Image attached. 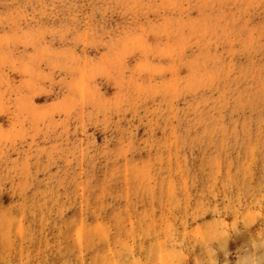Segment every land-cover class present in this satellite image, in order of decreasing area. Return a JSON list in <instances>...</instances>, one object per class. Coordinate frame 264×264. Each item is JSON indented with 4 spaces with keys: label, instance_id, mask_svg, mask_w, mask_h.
<instances>
[{
    "label": "rangeland",
    "instance_id": "1",
    "mask_svg": "<svg viewBox=\"0 0 264 264\" xmlns=\"http://www.w3.org/2000/svg\"><path fill=\"white\" fill-rule=\"evenodd\" d=\"M0 264H264V0H0Z\"/></svg>",
    "mask_w": 264,
    "mask_h": 264
}]
</instances>
